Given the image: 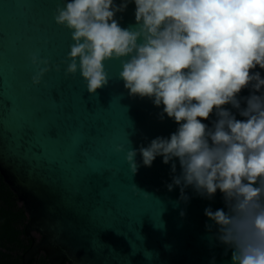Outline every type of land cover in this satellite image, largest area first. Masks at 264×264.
Here are the masks:
<instances>
[{
  "label": "water",
  "instance_id": "1",
  "mask_svg": "<svg viewBox=\"0 0 264 264\" xmlns=\"http://www.w3.org/2000/svg\"><path fill=\"white\" fill-rule=\"evenodd\" d=\"M65 2L0 0V174L29 217L26 234L41 235L23 264L38 252L51 264H232V249L205 215L227 212L220 190L209 198L188 186L181 200L180 186L167 188L181 173L178 158L165 164L157 156L147 167L137 151L135 173L126 162L128 150L177 131L173 118H161L163 105L129 94L119 59L104 62L109 83L95 94L79 71L65 74L72 33L53 18ZM113 2H127L114 16L119 25L138 27L134 0ZM32 54L51 68L39 85ZM251 71L264 79V69ZM252 94L264 95V87L243 88L240 109ZM223 108L246 120L231 104ZM217 119L213 111L201 122L212 128Z\"/></svg>",
  "mask_w": 264,
  "mask_h": 264
},
{
  "label": "clouds",
  "instance_id": "2",
  "mask_svg": "<svg viewBox=\"0 0 264 264\" xmlns=\"http://www.w3.org/2000/svg\"><path fill=\"white\" fill-rule=\"evenodd\" d=\"M134 3L138 27L128 29L114 19L127 2L66 0L57 6L54 21L73 40L65 74L79 71L95 94L109 83L104 62L121 60L119 78L129 94L153 98L155 106L163 105L161 118L166 114L179 125L170 138L128 150L131 171L138 170L137 151L147 167L157 156L165 164L178 158L181 173L173 175L168 190L180 186L185 201L188 186L209 198L220 190L227 212L205 209L218 226L217 239L232 249V264H264V95H250L244 109L237 99L250 84L255 92L264 87L260 74L251 71L264 69V0ZM31 62L38 68L32 83L39 85L51 70L49 61L32 54ZM226 104L246 120H237ZM213 111L218 119L209 128L201 121ZM176 169L173 162L171 172Z\"/></svg>",
  "mask_w": 264,
  "mask_h": 264
},
{
  "label": "flooded vegetation",
  "instance_id": "3",
  "mask_svg": "<svg viewBox=\"0 0 264 264\" xmlns=\"http://www.w3.org/2000/svg\"><path fill=\"white\" fill-rule=\"evenodd\" d=\"M1 202L3 201L0 200V264H23L25 253L30 249L33 242L41 240V235L39 232L26 234L29 217L19 200L18 205L23 207L24 216H12L7 203L2 204ZM28 264L51 263L44 252H38ZM62 264H68V262L64 261Z\"/></svg>",
  "mask_w": 264,
  "mask_h": 264
},
{
  "label": "trees",
  "instance_id": "4",
  "mask_svg": "<svg viewBox=\"0 0 264 264\" xmlns=\"http://www.w3.org/2000/svg\"><path fill=\"white\" fill-rule=\"evenodd\" d=\"M0 200L3 203H7L10 207V214L12 216H24L25 212L23 207H19L18 198L16 194L11 191L8 185L4 182L2 176L0 175ZM1 212V211H0Z\"/></svg>",
  "mask_w": 264,
  "mask_h": 264
}]
</instances>
